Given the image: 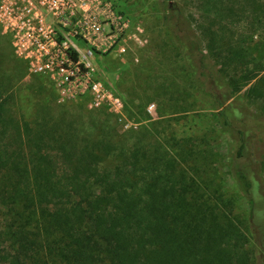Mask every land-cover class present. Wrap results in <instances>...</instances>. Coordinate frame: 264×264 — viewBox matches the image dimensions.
<instances>
[{
	"label": "trees",
	"instance_id": "trees-1",
	"mask_svg": "<svg viewBox=\"0 0 264 264\" xmlns=\"http://www.w3.org/2000/svg\"><path fill=\"white\" fill-rule=\"evenodd\" d=\"M162 1L199 93L235 142L246 220L212 188L210 150L150 141L163 121L119 133L102 111L57 104L21 120L14 92L26 64L0 32V211L11 250L0 264H264V160L251 157L264 116L235 98L252 83L247 95L264 108V57L243 36L264 32V0H200L198 34L177 0Z\"/></svg>",
	"mask_w": 264,
	"mask_h": 264
},
{
	"label": "rangeland",
	"instance_id": "rangeland-1",
	"mask_svg": "<svg viewBox=\"0 0 264 264\" xmlns=\"http://www.w3.org/2000/svg\"><path fill=\"white\" fill-rule=\"evenodd\" d=\"M16 1L0 0V32L8 38L11 46L12 37L4 33V26L9 19L13 21L14 14L11 10L16 9ZM108 1L115 11L114 18L107 19L102 16L94 20L108 31L118 21L116 17H121L124 24L120 30V44L116 50L109 49L93 57V74L94 79L103 85L113 99H118L119 103L114 107L102 105L98 108H90L89 97H77L67 103L59 102L55 83L45 75L30 72L27 63L22 60L26 64L27 74L16 85L13 109L20 119L25 121L34 119L38 108L46 104L63 105L73 113L90 114L102 111L110 116V122L119 133L128 130L126 125H129V129L138 130L151 124L152 121H163L151 128L150 141L189 138L191 143L210 150V176L215 182L212 188L224 193V196L231 201V212L246 220L248 205L231 172L235 142L221 127L215 111L199 93L194 76L184 61L182 48L164 23L165 2L162 0ZM25 2L31 8V12L43 16L53 27L60 22L77 27L81 25L76 22L77 18L83 20V25L91 23L90 17L83 18L79 13L74 18L68 17L67 2L55 3L50 0H25ZM177 2L192 21L198 34L197 26L202 20L199 10L201 1L177 0ZM90 5L92 6L93 3ZM233 31L243 33V28ZM243 36L253 55L264 57V32L261 30L255 33L244 32ZM206 53L211 63L215 64L217 73L227 80L231 72L226 69L224 72L216 65L217 60L212 55L213 52L206 51ZM251 84H244L235 94V98L255 116H264V108L261 104L247 95ZM251 157L256 162L264 160L263 135L254 139ZM3 210L0 211V261L5 260L11 251L8 248L10 242L2 234L7 224V216Z\"/></svg>",
	"mask_w": 264,
	"mask_h": 264
},
{
	"label": "built area",
	"instance_id": "built-area-1",
	"mask_svg": "<svg viewBox=\"0 0 264 264\" xmlns=\"http://www.w3.org/2000/svg\"><path fill=\"white\" fill-rule=\"evenodd\" d=\"M50 1L69 3L68 17L74 18L79 13L83 18L90 17L91 23L83 25V20L77 18L76 22L81 24L77 27L64 22L53 27L43 16L31 12L25 0H17L16 9L11 10L13 21L9 19L4 26V33L12 37L15 55L27 63L30 72L45 75L55 83L59 102L89 97L90 108L102 105L114 107L119 100L113 99L103 85L94 79L92 59L97 53L118 48L123 20L116 17L118 21L108 31L94 20L102 16L114 18L115 11L108 0ZM129 128L126 125V129Z\"/></svg>",
	"mask_w": 264,
	"mask_h": 264
}]
</instances>
